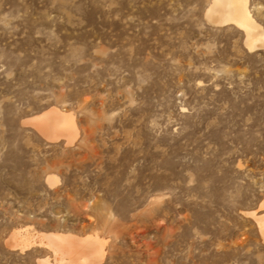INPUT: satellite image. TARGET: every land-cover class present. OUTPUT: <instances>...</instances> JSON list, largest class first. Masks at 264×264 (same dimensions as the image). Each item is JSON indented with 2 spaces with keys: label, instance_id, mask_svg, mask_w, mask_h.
I'll list each match as a JSON object with an SVG mask.
<instances>
[{
  "label": "rangeland",
  "instance_id": "374dc122",
  "mask_svg": "<svg viewBox=\"0 0 264 264\" xmlns=\"http://www.w3.org/2000/svg\"><path fill=\"white\" fill-rule=\"evenodd\" d=\"M208 2L0 0V264L52 258L22 227L97 232L99 264H264V48ZM51 105L72 143L22 123Z\"/></svg>",
  "mask_w": 264,
  "mask_h": 264
},
{
  "label": "bare ground",
  "instance_id": "6f19581e",
  "mask_svg": "<svg viewBox=\"0 0 264 264\" xmlns=\"http://www.w3.org/2000/svg\"><path fill=\"white\" fill-rule=\"evenodd\" d=\"M204 15L211 25H233L241 29L244 33L243 43L248 51L264 48L263 27L253 16L249 0H209ZM75 119L69 109L51 105L24 118L22 123L31 125L47 141L64 138L67 144L72 143L77 135ZM45 180L53 185L58 178L48 173ZM262 207L264 201L259 204V208ZM249 214L255 219L264 241V212L259 214L257 210H252ZM106 241L97 232L80 235L69 231H39L32 227H22L12 230L5 244L20 250L33 245L45 246L51 251L52 258L49 259L47 255L39 259L38 264H99Z\"/></svg>",
  "mask_w": 264,
  "mask_h": 264
}]
</instances>
